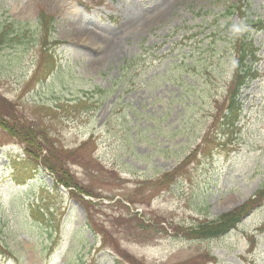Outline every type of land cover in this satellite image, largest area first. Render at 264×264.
I'll return each mask as SVG.
<instances>
[{
	"label": "rangeland",
	"instance_id": "1",
	"mask_svg": "<svg viewBox=\"0 0 264 264\" xmlns=\"http://www.w3.org/2000/svg\"><path fill=\"white\" fill-rule=\"evenodd\" d=\"M238 1L0 0L2 119L45 132L95 194L57 187L0 128V264H264V31L240 122L219 123ZM260 192L226 236H182Z\"/></svg>",
	"mask_w": 264,
	"mask_h": 264
},
{
	"label": "trees",
	"instance_id": "2",
	"mask_svg": "<svg viewBox=\"0 0 264 264\" xmlns=\"http://www.w3.org/2000/svg\"><path fill=\"white\" fill-rule=\"evenodd\" d=\"M251 7L244 0H240L238 5L233 7L232 10L228 11V15L237 14L241 19L239 25H231L227 28L221 29L224 36L231 38L235 45L236 51V69L234 76V84L231 86L229 91L228 106L226 113L222 114L221 120L219 121L221 127L224 130L233 129L234 125L239 120V114L241 112V105L239 103L240 90L242 86L246 85L247 80L251 76L250 64L251 60L255 58L257 50H255L254 42L248 39L250 31L257 32L262 30V22L252 20L250 16ZM46 17L43 15L40 22L43 23V27L48 30L49 33L53 28L51 22H47ZM5 40L0 38V49L4 45ZM45 76H50L54 71L56 65L55 53L51 52L48 45H45L43 49ZM142 59L141 57L139 58ZM139 59H132L127 61L126 65L132 67L134 62ZM0 113V128L8 133V135L23 145L26 154V164H30V167L38 169L42 167L51 172L56 179L57 187L62 186L66 189H78L82 191V194L94 197L93 192H89L87 189H81L77 183V179L71 174L69 169V160L66 153L61 149H56L51 141L47 139L45 132L38 133L33 128L13 125L4 122ZM46 135V136H44ZM261 192L257 195L254 200H250L246 205L237 208L235 211L225 213V215L219 216L214 221H205L198 226L183 229V235L189 239L197 240H214L225 236L226 233L233 229H236L242 219L246 217L250 211L253 210V206L257 205V198H260ZM263 195V194H262ZM90 231L95 234L92 226L88 225ZM179 232V230H178Z\"/></svg>",
	"mask_w": 264,
	"mask_h": 264
}]
</instances>
